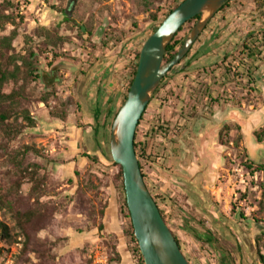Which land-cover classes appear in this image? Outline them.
I'll return each mask as SVG.
<instances>
[{"label":"rangeland","instance_id":"obj_1","mask_svg":"<svg viewBox=\"0 0 264 264\" xmlns=\"http://www.w3.org/2000/svg\"><path fill=\"white\" fill-rule=\"evenodd\" d=\"M72 1L0 0V65L16 74L0 93H20L9 124L22 132L8 138L0 130V223L16 240H0V264H111L116 242L103 225L109 188L118 193L126 237L129 230L119 168L108 156L113 125L107 128L104 154L81 153L79 158L90 156L88 166L69 179L57 173L65 162L64 155L55 154L62 144L47 122L69 109L71 102L60 94L79 63L88 70L107 53L121 54L131 62L129 84L135 56L184 0H76L74 8ZM195 26L187 25L177 40ZM250 33H264V6L234 0L161 82L138 128L137 142L148 145L152 156L141 160L146 186L190 264H222L224 256L232 264L239 257L261 264L264 254V91L248 92L247 81L234 74L224 79L225 69L237 66L235 57ZM263 75L264 63L256 75L260 87ZM26 114L35 128H27ZM157 128L169 130L168 136H154ZM186 157L208 166L210 202L226 231L207 219L202 209L210 204L189 203L184 194L166 189V179ZM30 209L51 213L37 236L40 254L25 249L18 223V213ZM197 233H211L214 246L200 242Z\"/></svg>","mask_w":264,"mask_h":264},{"label":"crops","instance_id":"obj_2","mask_svg":"<svg viewBox=\"0 0 264 264\" xmlns=\"http://www.w3.org/2000/svg\"><path fill=\"white\" fill-rule=\"evenodd\" d=\"M130 64L131 62L126 61L121 54L110 52L90 69L82 68L83 63H79L73 66L66 75L68 80L60 95L64 101L71 102L69 109L66 114L62 113L64 117L51 116L47 122L50 133L53 131L55 138L59 139L62 144L59 151H55L56 156L64 155L63 160L65 161L56 167L59 176L72 179L77 171L88 166L87 158H79L81 153L93 156L104 154L106 151L104 148L108 127L98 128L95 114L98 110H102L100 126H103L107 114L115 113L120 108L127 92ZM261 88L264 91V87ZM81 124L85 127H81ZM44 125L39 122L40 127ZM175 168L176 171L171 172L166 179L168 181L166 189L169 188L175 196L184 194L189 203L196 205L206 203L210 206L211 173L208 166L193 162L186 157L184 162L176 163ZM109 190L110 195L107 197L103 225L105 233L115 238L114 246L119 255V261L115 264H138L132 256L129 239L122 227V206L118 193L115 188H109ZM202 210L207 211V219L215 224L216 228L226 231V224L218 219L213 205L209 209ZM224 258L226 257L222 259ZM229 264L232 263L229 262ZM236 264L251 263H246L244 258L239 257Z\"/></svg>","mask_w":264,"mask_h":264},{"label":"water","instance_id":"obj_3","mask_svg":"<svg viewBox=\"0 0 264 264\" xmlns=\"http://www.w3.org/2000/svg\"><path fill=\"white\" fill-rule=\"evenodd\" d=\"M230 0H186L145 42L127 100L112 127L108 156L123 169L127 206L144 264H190L149 192L135 140L140 123L161 82L192 50L209 23ZM264 1V0H263ZM73 8L76 0L72 2ZM196 26L175 58L165 63L167 48L180 30L196 17ZM226 122L221 126L223 127Z\"/></svg>","mask_w":264,"mask_h":264},{"label":"trees","instance_id":"obj_4","mask_svg":"<svg viewBox=\"0 0 264 264\" xmlns=\"http://www.w3.org/2000/svg\"><path fill=\"white\" fill-rule=\"evenodd\" d=\"M186 1V0H184ZM184 1H182L179 5H177L174 9H172L169 14L164 18L163 22L167 19V17L174 11L176 10ZM234 0H230L228 3L224 5V7L221 9L219 13H222L223 11L227 10L230 8V4ZM256 2L260 3L261 5L264 6V1L263 0H256ZM200 17H196L189 23H187L179 32L181 34L185 27L187 25L191 24H197L199 21ZM162 22V23H163ZM162 23L158 26L160 27ZM158 27L155 28L152 34H154L157 30ZM179 34L176 36V38L173 40L172 43L167 48L166 56H165V63L171 62L175 56L178 54L180 49L182 48L183 44L186 41V38L182 40H177ZM4 44L6 46H10V40L5 39ZM190 54V53H189ZM189 54L182 60L184 62L188 57ZM140 59V53H138L135 56V63L132 65L131 68V73H130V81L128 84V89L127 92L123 98L121 107L116 113L109 112L106 116V121L103 126H100V119L103 116L102 110H98L95 114V121L96 125L98 128L101 127V129H106L109 124L113 125L120 109L124 105V103L127 100L128 93L130 91V88L134 82V79L137 74V69H138V63ZM181 62V63H182ZM180 63V64H181ZM235 67H232V65L228 66V68L225 69L224 73V79L225 81H230V76L231 74H234L235 76L239 77L242 80L247 81V85L250 87V90L248 92H253L256 95H261L262 94V89L258 85L257 77L256 75L259 73L261 69V65L264 63V33H254V34H248L246 35L245 39H243L241 43V47L239 52L237 53L235 57ZM179 64V65H180ZM174 70V69H173ZM172 70V71H173ZM171 71V72H172ZM16 74L15 73H10L7 70L3 69V67L0 65V87H2L3 83L7 82L9 79H15ZM43 79V77H38V80ZM21 102V95L18 92H12L9 95L2 94L0 93V130L7 136L8 138L11 137H16L17 135L21 134V130L18 128L16 129L14 126L9 124L10 119L16 114V107L19 106ZM53 117H59L58 114L54 115ZM64 117V116H61ZM26 121L28 123L27 128H35V120L31 117L30 114H26ZM112 123V124H111ZM154 136H159V135H164V137L168 136L169 130H166L164 128H157L152 130ZM259 139V138H258ZM260 140V139H259ZM138 141V131L136 135V140L135 142V150L136 154L140 160V167L141 171H143L142 165H141V160H149L152 161V156L149 153V148L148 145L142 144L137 142ZM223 145V144H222ZM88 159H91L90 156H85ZM113 166L119 168V181H120V186H121V194H122V199L124 202V208L127 211V219L129 220V230L126 231L127 237L130 240V251L133 254L135 260L137 261L138 264H144V258L140 251L138 241L135 238L134 235V228H133V223L130 218V212L127 206V199H126V192H125V185H124V174H123V169L116 165L113 164ZM143 173V172H142ZM144 178L145 175L143 174ZM161 212V211H160ZM162 214V212H161ZM19 216V225L20 228L22 229L25 237H26V244H25V249H29L31 252L40 254L41 253V243L37 239L38 234L43 231L47 225H49L50 220H51V213H39L36 211H33L32 209L23 212V213H18ZM163 216V214H162ZM197 239L200 242H203L207 245L214 246L216 242V238L211 234L208 233L207 235H200V234H195ZM0 240L4 241L7 244H13L16 243L13 235H12V230L9 228L8 225L4 223H0ZM179 247L180 243L178 239L176 238ZM182 250V249H181ZM111 252L113 255V258L110 260L111 264H115L119 261V255H117V249L115 246H112ZM259 260L261 264H264V254H260ZM228 258H224V261L222 264H229Z\"/></svg>","mask_w":264,"mask_h":264},{"label":"built area","instance_id":"obj_5","mask_svg":"<svg viewBox=\"0 0 264 264\" xmlns=\"http://www.w3.org/2000/svg\"><path fill=\"white\" fill-rule=\"evenodd\" d=\"M24 10V8H22Z\"/></svg>","mask_w":264,"mask_h":264}]
</instances>
